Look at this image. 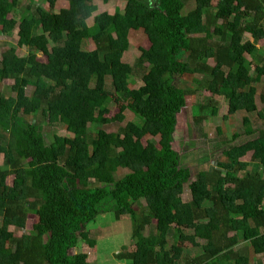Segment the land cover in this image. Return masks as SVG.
Instances as JSON below:
<instances>
[{
    "label": "trees",
    "instance_id": "obj_1",
    "mask_svg": "<svg viewBox=\"0 0 264 264\" xmlns=\"http://www.w3.org/2000/svg\"><path fill=\"white\" fill-rule=\"evenodd\" d=\"M20 1L0 0V35L15 26L48 25L29 37L18 32L27 52L17 62L12 48L0 53V82L12 81V95L0 93V264H89L86 253L70 251L94 247L86 226L107 212L131 221L134 249L118 255L129 264H259L264 124L253 129L247 114L264 121V52L256 45L264 40V0H125L122 11L111 14H95L93 0H64L67 6L55 13L57 0H40L46 9L24 7L15 18ZM132 30L149 33V47H139L134 66L122 60ZM89 40L92 50L83 48ZM47 45L45 62L37 61L36 48ZM234 66L247 72L239 84L226 76ZM136 69L147 82L126 96ZM185 74L193 89L183 83ZM107 85L122 100L112 117L101 96ZM204 90L227 100V114H246L242 132L249 137L240 144L220 141L225 146L215 164L190 181L174 134L183 99ZM126 109L137 121L111 135L109 151L92 146L90 126L120 123ZM216 111L208 99L193 119L201 123ZM51 124L71 135L46 141L43 128ZM213 131L222 135L220 127ZM144 137L143 148L129 147ZM247 153L255 168L241 171L238 160ZM119 170L127 172L117 179ZM184 185L188 201L176 191ZM29 214L37 216L43 235L14 237L8 228H21ZM178 241L189 242L194 254Z\"/></svg>",
    "mask_w": 264,
    "mask_h": 264
},
{
    "label": "rangeland",
    "instance_id": "obj_2",
    "mask_svg": "<svg viewBox=\"0 0 264 264\" xmlns=\"http://www.w3.org/2000/svg\"><path fill=\"white\" fill-rule=\"evenodd\" d=\"M97 6V11L95 14L107 12L112 13L115 8L122 11L125 0H93ZM40 6L46 9L45 3L40 0H21L19 2L16 16H18L19 11L22 8H32L33 6ZM67 6L64 0H57L54 4L52 12H57L60 8H65ZM94 14V15H95ZM93 23V18L87 20V25L90 26ZM47 25H40L37 28H29L27 25L15 26L14 29L10 31L9 34L0 35V53L7 48H12L14 50V62H17L22 54L27 52L26 48L20 45L18 41V32H21L23 36L29 37L33 34L40 33L41 31L47 30ZM108 32L113 35V28H109ZM148 32L143 30L130 31L129 32V49L123 54V62L134 66L137 57L139 56V47L147 49L149 47ZM244 39H251L249 35H245ZM260 51L264 52V40H260L257 44ZM49 46H39L35 50V56L37 61L45 62V53ZM86 50H92L94 48L92 40L86 42L83 47ZM147 67V65H145ZM247 72L244 68L239 66H234L231 70H226V76L236 80L237 84L246 78ZM183 83L186 86L194 88L192 85V76L185 74L181 76ZM109 78H106V83L109 84ZM147 79L141 71V69H136L135 75L129 80L128 92L126 96H129L131 90L137 89L144 85ZM11 80H3L0 82V93L4 95H12L10 91ZM29 88H26V95L28 96ZM160 92V91H159ZM260 89L256 93V105L258 110H261V103L259 101ZM102 97L107 98L109 101V117L114 116L122 103V100L115 95L110 86H106L105 91L101 94ZM208 99H212L216 104V114L212 118H206V120L201 121V123H196L193 119L194 116L198 114V106L204 104ZM210 112V111H209ZM227 108V100L218 97L208 90H204L200 95L189 96L183 99L182 112L177 116L176 133L174 134L173 148L180 155V164L188 168L191 172L190 181L194 179V174L198 170H209L211 166L215 164V158L222 151L224 144L218 145L222 140L230 141V144H240L243 143L249 136L242 132V117L246 115L245 113L237 115H229ZM124 120L120 123H110L104 126L93 127L90 126L89 132L92 139V146H95L99 151H109L111 143V135L118 131L119 127H127L129 123L137 121L134 114L126 109L124 111ZM208 114V113H207ZM209 117V116H208ZM253 129H257L263 126L264 121L256 116L255 113L247 114ZM220 127L222 135H214V129ZM94 129L95 131H93ZM97 129V131H96ZM240 133L236 139L232 138V134ZM43 137L46 141H51L53 136H67L71 135L65 131L61 124H51L49 128H43ZM149 138L135 139L129 144L130 148L141 149L146 145V140ZM218 139V141H216ZM151 140V139H150ZM152 141V140H151ZM155 146H157L158 138H153ZM121 143L124 142L121 139ZM222 143V142H221ZM251 153H247L245 156L238 160V165L241 171H251L255 168L254 163L250 160ZM127 171L119 170L115 175L116 178L122 177ZM4 182L9 185L11 177H3ZM94 185H91L92 187ZM100 188L102 186L100 185ZM183 201H188L190 199L189 190L187 185L183 187H178L176 190ZM139 204V206H142ZM153 226H148L144 230V234L147 235ZM9 232L12 233L14 237H19L21 234H39L43 235L42 226L38 222L37 216L33 214L27 215L21 228H8ZM88 235V239L94 240V247H90L88 244H80L76 250H71L70 253H86L88 255L89 264H129V261H125L118 257L119 253L124 251H133L131 233L132 226L129 217L122 216L118 221L114 219L113 213L107 212L98 215L96 219L89 223L85 229ZM174 235L168 237V246L173 242ZM178 247L190 249L191 254H194L195 250L191 247L189 242L178 241ZM126 249V250H125ZM185 255V254H183ZM186 256V255H185ZM118 257V258H117ZM189 257V255H188ZM187 258V257H186ZM188 259V258H187ZM184 261V256H182V263ZM255 262L262 264L264 263V258L259 256L255 257Z\"/></svg>",
    "mask_w": 264,
    "mask_h": 264
}]
</instances>
